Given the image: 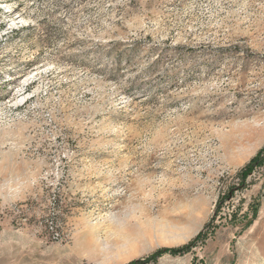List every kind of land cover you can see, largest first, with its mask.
<instances>
[{
    "label": "rangeland",
    "instance_id": "obj_1",
    "mask_svg": "<svg viewBox=\"0 0 264 264\" xmlns=\"http://www.w3.org/2000/svg\"><path fill=\"white\" fill-rule=\"evenodd\" d=\"M263 146L264 0H0V264H264Z\"/></svg>",
    "mask_w": 264,
    "mask_h": 264
},
{
    "label": "trees",
    "instance_id": "obj_2",
    "mask_svg": "<svg viewBox=\"0 0 264 264\" xmlns=\"http://www.w3.org/2000/svg\"><path fill=\"white\" fill-rule=\"evenodd\" d=\"M264 152V146L254 155L248 163L241 169L240 176L242 179L250 173L251 169L260 164V159ZM256 219V213H253V220ZM209 227L207 223L189 242L179 247L172 248H160L149 254L148 256L130 261L127 264H154L157 260L164 254H170L172 256H181L185 253L190 252V250L195 246V244L204 236V231Z\"/></svg>",
    "mask_w": 264,
    "mask_h": 264
},
{
    "label": "bare ground",
    "instance_id": "obj_3",
    "mask_svg": "<svg viewBox=\"0 0 264 264\" xmlns=\"http://www.w3.org/2000/svg\"><path fill=\"white\" fill-rule=\"evenodd\" d=\"M13 25H14V24H13ZM25 82H27V78H26V77L22 80L21 84L24 86ZM254 147H255V145L252 144L251 146L248 147V149H253ZM248 154H249V152H246V153H245L246 156H247Z\"/></svg>",
    "mask_w": 264,
    "mask_h": 264
},
{
    "label": "crops",
    "instance_id": "obj_4",
    "mask_svg": "<svg viewBox=\"0 0 264 264\" xmlns=\"http://www.w3.org/2000/svg\"><path fill=\"white\" fill-rule=\"evenodd\" d=\"M262 144H263V142L260 144V146H261ZM243 162H244V161H240V162H238V163H237V166H240V165H242V164H243ZM263 263H264V258H263Z\"/></svg>",
    "mask_w": 264,
    "mask_h": 264
}]
</instances>
